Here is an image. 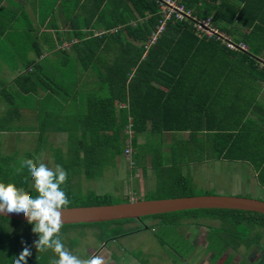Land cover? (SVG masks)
I'll list each match as a JSON object with an SVG mask.
<instances>
[{
  "label": "trees",
  "instance_id": "1",
  "mask_svg": "<svg viewBox=\"0 0 264 264\" xmlns=\"http://www.w3.org/2000/svg\"><path fill=\"white\" fill-rule=\"evenodd\" d=\"M181 2L198 17L212 15L218 24L228 25V28L221 27L245 41L249 45V51H231L214 38L200 39L186 20L168 21L156 40L149 44L153 29L147 15L154 25L158 24L160 14L157 11V0H55L53 8L46 15L51 13L56 18L55 6H58L64 23L77 38L69 48L75 53L74 61H78L80 67L88 72L80 87L81 92L72 79V71L70 73L67 68L64 69L59 58L58 63L53 65L45 58L40 63L28 61L27 64L34 66L14 78L16 90L13 93L37 94L41 90L58 99L82 95L84 110L79 115H61L60 105H55L57 111L53 109L45 112L39 121L37 143L33 149L24 153L0 151V182L23 188L35 198L37 193L31 186L29 172L26 167H21V163L24 159L38 162L42 150L47 146V130L67 133L66 150L53 151L52 160L55 166L61 165L68 173L66 183L61 186L70 201L68 207L109 203L107 193L97 194L92 190H83L81 179L101 177L102 169L107 163L112 161L115 165V158L122 156L130 135L127 133L128 128L132 131V146H137L138 135H147L145 144L150 149L145 154L138 152L136 159L139 161L144 159V155L149 156L157 189L166 194L159 196L160 198L196 194L192 192L189 178L184 175L180 166L177 168V163L179 157L193 159L199 158L201 152L205 153L209 135L203 136L202 132L198 136L197 132H214L210 135L213 147L210 152H214L215 157L238 158L234 155L236 142L233 146L224 144L227 136H233L230 133L222 135L220 121L219 126L195 128L187 123L189 120L183 118L182 112L189 109V82L192 79L193 83L213 82L214 86L210 87L193 86V103H196V109H199L202 117L209 115V118H213L212 115L218 117L216 113L219 114L220 110L232 107L223 102L229 94L228 90H231L224 85L245 79L264 80V70L256 63V58L264 53V0ZM239 27L243 30L240 31ZM96 30L102 32L95 35ZM60 50L66 58H71L66 49ZM162 86L167 90H163ZM9 95L15 98L7 88L1 89L0 96L8 98ZM116 101H127L128 107L117 109ZM152 102L154 107L151 106ZM152 108L168 112L173 108L174 111L157 119L147 112ZM12 111L13 109L9 112ZM189 127L193 151L186 142L175 149L172 157L159 155L157 146L163 140L162 132H180ZM178 153L182 157L177 156ZM142 173L143 176L147 173L144 166ZM199 210L208 212L212 219L220 222L218 228L210 231L207 243L208 248L215 251L211 264H217V260L222 261V264L223 261L230 262L234 257L233 253L222 257L229 247L236 250L244 245L248 249L259 243L261 235L256 231L257 228L264 229V214L238 209H191L148 215L140 219L63 224L62 228L96 227L99 231L98 239L105 242L137 231V227L124 226L135 220L145 228V220L149 218L160 219L166 224H177L194 217ZM168 215L171 217L167 219ZM4 221L21 222L0 215V264L14 255L12 246L4 241L9 231L7 225L3 224ZM142 264L146 262L142 261Z\"/></svg>",
  "mask_w": 264,
  "mask_h": 264
},
{
  "label": "crops",
  "instance_id": "2",
  "mask_svg": "<svg viewBox=\"0 0 264 264\" xmlns=\"http://www.w3.org/2000/svg\"><path fill=\"white\" fill-rule=\"evenodd\" d=\"M54 2L55 0H52L45 6L46 3H42V0H0V75H5L8 78L6 82L0 79V91L3 88H12L16 90L14 78L24 71L31 70V67L34 66L32 64H27L28 61L34 60L40 63V61H43L42 59L47 58L53 65L58 63L59 58L62 64L61 66H63L64 69L67 68L70 73L72 71V79L76 82L78 91L81 92L80 87L83 86L88 72L80 67L78 61H74L75 53L69 48V45L76 42L77 38L72 35L71 30L64 23L63 17L61 16L65 24L64 26L66 27L65 31L62 30L57 17V14H59V7L55 6L56 18L53 17L51 13L50 15H46L53 8ZM57 5H59V3ZM6 24L9 25L5 27ZM215 24L220 26V28L228 33L234 40L243 41L238 39L236 34H231L221 27L222 25L228 28V25L224 23L220 25L217 22H215ZM40 26H43L44 29H40ZM234 29H237V27H234ZM241 29L242 28H240V31ZM97 31L98 30H96L95 33H97ZM60 49H66V51L71 54V58H66ZM38 52L40 57H38ZM260 55L262 56L264 53ZM93 81L96 82L95 80ZM10 83L11 86L14 87H9ZM193 86L210 87L214 85L211 81L193 83V79L190 80L189 109H185V112H182V114H184L183 118L188 119L189 122L187 123L195 128H202L206 125L219 126L218 122L220 121L222 135L230 133L233 136V138L227 136L224 144H227L226 146H233L236 142V146H234V155L238 158L215 157V153H211L213 147L210 139V135L214 132L211 131L208 134V132L203 130L197 132L196 135L201 136L202 132L204 133L203 136H206V134L207 136L209 135V144H207L204 149V157L212 158L219 162L220 160L226 163L233 162L235 168H232V171L237 170L236 168L239 165L246 164L245 166L249 167L248 173L246 172L241 177V183L235 184V176L232 173H228L226 176L228 180H226L228 182L227 184H231L233 187L232 189H234V194L240 192L253 193L254 196L252 197L260 198V196L264 195V80L245 79L224 85L225 88H230L231 90H228L229 94L223 99V102L226 105H232V107L220 110L219 114L216 113L218 117L220 116V119L214 115H212L213 118H209V115L208 117L206 116L207 118L201 116L199 109H196V103H193ZM162 89L167 90L165 86H162ZM19 94L21 93L19 92ZM81 97L82 95H77V97H63L58 99L54 96L47 95L41 90H39L37 94L30 93L22 99L25 100L29 98L30 104L28 102H23L27 105L21 106V111L13 109L10 113L9 111L0 110V127H4L0 128L2 129L0 130V135H13L17 137L21 135L25 137L26 135V137H28L30 135L27 130L30 129V133L36 134V137H38L39 121L46 114L45 112L55 109V105H60L61 115H79L84 110V103ZM12 98L11 95L8 96L10 102L15 101V98H13V100ZM154 105V102H152L151 106L154 107ZM123 107H128L127 101H116L117 109ZM173 111V108L169 112L168 110L161 111L159 108L147 110L148 113L155 116L157 119L166 114L169 115L173 113ZM33 115L35 117L34 119H32ZM197 115L199 117H197ZM26 118L32 120L26 122ZM147 127L149 129V125ZM61 134L65 136V144L67 146V133L60 130H47V132H45L48 143L47 146H58L51 145L48 136ZM143 136L146 141L147 135L143 134ZM162 136L163 140L157 147L160 151L167 150L170 154L169 157L173 156L172 154L175 149H179L181 145L186 142L190 144V149L193 151V138H189L190 127L180 132L165 131L162 132ZM146 147L147 145L143 143L141 150ZM207 152L210 153L207 154ZM145 156L146 155H144V159ZM214 169L215 168H213V172L209 169L205 170L206 173L208 172V179L219 176ZM224 174H226V169H224ZM244 196L248 195L245 194ZM121 237L122 236H119L113 240L102 242L99 247L93 248L90 252L87 251V259L95 254L103 256L105 264H142V260L138 261L135 257H120L118 255L120 251L115 243L126 239L125 235Z\"/></svg>",
  "mask_w": 264,
  "mask_h": 264
},
{
  "label": "rangeland",
  "instance_id": "3",
  "mask_svg": "<svg viewBox=\"0 0 264 264\" xmlns=\"http://www.w3.org/2000/svg\"><path fill=\"white\" fill-rule=\"evenodd\" d=\"M52 0H42V3L48 5ZM27 3V2H26ZM44 6V5H43ZM58 23L65 31V24L62 21L61 13L58 12ZM150 25H152L153 31L156 29V25L151 21V17L147 15ZM134 25L135 22H132ZM40 29H44L40 26ZM102 31H97L95 35H99ZM124 34L123 32L121 33ZM0 79L8 81L5 75H0ZM11 86V83L9 87ZM14 87V86H11ZM8 92L12 93L15 97V101L10 102L8 98L0 97V110L10 111L12 109L20 110L21 106L27 105L23 102H29V98L22 100L29 94H16L13 93L12 88H7ZM7 94V93H6ZM22 100V101H21ZM23 103V104H22ZM29 117V116H28ZM30 118V117H29ZM26 118V122L34 119ZM30 129L27 130L30 136H1L0 135V151L3 153H10L17 151L24 153L31 150L36 146L37 135L30 133ZM169 138V137H168ZM166 138V139H168ZM49 143L51 145L58 146H45L42 150L38 162L44 163L47 167L54 169L55 164L52 160V153L58 149L66 150L65 136L55 135L48 136ZM145 143V137L143 134L137 137V147L133 146L132 160L135 164L130 165L127 159L122 156L115 158V165L107 163L108 165L102 169L101 177L95 179L86 180L81 179V188L85 191L92 190L97 194H108L107 202L120 203L136 199H157L159 196H164L165 191L157 189L156 177L152 171L150 165L149 156L146 155L145 159L141 158L139 161L136 159L138 152L145 154L150 147L143 148L141 146ZM48 143L46 142L45 145ZM204 152L199 154V158H188L187 156L180 158L177 163V168L180 166L181 171L191 181L192 192L198 194H218V195H239L246 197L254 196L253 193H236L231 184H227L226 178L228 173H232L235 176V184L241 183V177L247 172L249 167L246 164L239 165L236 169L233 162L226 163L220 160H213L212 158H204ZM160 156H170L167 150L159 151ZM177 156H181L178 153ZM201 158V159H200ZM142 166L147 168V173L143 176ZM247 167V168H246ZM219 174L218 177L208 179L209 169ZM226 169V174H224ZM230 178V177H229ZM211 180V181H210ZM227 180V181H226ZM260 180V179H259ZM260 182V181H259ZM167 198V197H165ZM255 198V197H252ZM264 200V195L260 198ZM108 203V204H109ZM107 204V203H106ZM168 215L166 218H170ZM3 224L7 225L9 230L4 237V241L11 245L14 249V255L11 259H8L4 264H10L13 262L14 257L18 256L23 250L25 244L31 247L32 255L27 259V264H49L50 260L55 257V253L52 250L46 252H37L33 246V242L38 239V235L32 233V225L25 222H11L4 221ZM147 228L143 226L138 220L127 223L125 226L137 227V231L131 234L125 235L124 241H118L115 245L118 246L121 256H132L138 261L142 260L146 264H211L214 250L208 248V241L211 235L210 231L218 228L220 222L217 219H212L208 212L197 211L194 217L190 219H184L177 224H166L160 219L149 218L145 220ZM256 231L261 235V239L258 244L251 245L248 249L244 245H240L236 250L227 248L222 257H226L229 253H233L234 257L230 262H224L223 264H264V229L257 228ZM98 228L93 227H80L70 226L61 228L60 238L65 246L72 254L79 256L81 259H87L88 252L93 248L99 247L102 242L98 239ZM124 235H122L123 237ZM121 237V238H122ZM118 238V237H117ZM225 259V258H224ZM222 260V259H221ZM219 260V261H221ZM218 261V260H217ZM217 264H222L217 262ZM214 264V263H213Z\"/></svg>",
  "mask_w": 264,
  "mask_h": 264
},
{
  "label": "clouds",
  "instance_id": "4",
  "mask_svg": "<svg viewBox=\"0 0 264 264\" xmlns=\"http://www.w3.org/2000/svg\"><path fill=\"white\" fill-rule=\"evenodd\" d=\"M22 168H27L32 180V188L36 191L35 198L23 188L14 184L0 182V214H23L27 223L32 225V233L38 235L33 242L37 252L52 250L56 258L49 264H105L100 255H91L88 259H81L65 248L60 232L64 223V210L70 201L61 188L67 181L68 173L61 165L54 169L44 163L37 164L33 159H24ZM32 255L31 247L25 246L13 264H27Z\"/></svg>",
  "mask_w": 264,
  "mask_h": 264
},
{
  "label": "water",
  "instance_id": "5",
  "mask_svg": "<svg viewBox=\"0 0 264 264\" xmlns=\"http://www.w3.org/2000/svg\"><path fill=\"white\" fill-rule=\"evenodd\" d=\"M238 209L264 214V200L218 194L136 199L120 203L71 206L64 210L63 224L94 223L125 218L140 219L143 216L191 209ZM9 219L27 222L23 214H0Z\"/></svg>",
  "mask_w": 264,
  "mask_h": 264
},
{
  "label": "built area",
  "instance_id": "6",
  "mask_svg": "<svg viewBox=\"0 0 264 264\" xmlns=\"http://www.w3.org/2000/svg\"><path fill=\"white\" fill-rule=\"evenodd\" d=\"M157 11L160 14L158 24H156L155 31L149 37L148 43H153L157 36L164 30L168 21L186 20L188 21L196 33L202 39L214 38L220 42L225 48L235 52H248L249 46L243 41L234 40L228 33H226L220 26L215 24L213 16L198 17L192 14L190 9H187L181 0H157ZM256 63L259 68L264 70V55L256 58ZM130 134L126 140L123 156L127 159L130 165L135 164L132 160L133 147L131 145V129H127Z\"/></svg>",
  "mask_w": 264,
  "mask_h": 264
}]
</instances>
